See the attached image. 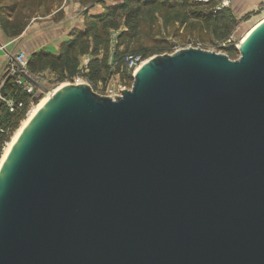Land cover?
I'll return each instance as SVG.
<instances>
[{
    "label": "water",
    "instance_id": "water-1",
    "mask_svg": "<svg viewBox=\"0 0 264 264\" xmlns=\"http://www.w3.org/2000/svg\"><path fill=\"white\" fill-rule=\"evenodd\" d=\"M239 57L148 58L114 99L50 89L0 168V264H264V20Z\"/></svg>",
    "mask_w": 264,
    "mask_h": 264
},
{
    "label": "trees",
    "instance_id": "trees-1",
    "mask_svg": "<svg viewBox=\"0 0 264 264\" xmlns=\"http://www.w3.org/2000/svg\"><path fill=\"white\" fill-rule=\"evenodd\" d=\"M9 0H0V3ZM63 0H11L0 6V26L4 33L15 38L21 35L33 16L46 17L54 12H61ZM105 4L104 0H89ZM218 0H125L122 4L106 5L98 14H91L84 27L75 30L71 38L60 44L57 53L44 50L34 51L29 55L27 70L31 74L49 70L59 81L77 76L84 72L87 80L96 83L105 82L113 73L131 78L132 70L128 68L126 58L140 56L145 59L155 54L170 53L175 42H170L162 34L168 27L173 28V36L178 37L180 25L188 22L189 26L200 23L207 27L222 29L218 35L227 39L236 24V17L228 7L215 9ZM145 8H155L158 17L149 14L144 17ZM182 16V17H181ZM248 15L243 17L246 18ZM160 20L162 23H160ZM123 26V29L120 27ZM120 29V30H119ZM110 30H119L112 41ZM88 55L89 59L81 67L79 57ZM16 89L9 78L4 82L2 91L11 93ZM29 95L18 92L17 98L25 102L21 111L9 112L0 102V126L10 132L17 129L25 117ZM4 138L0 134V156Z\"/></svg>",
    "mask_w": 264,
    "mask_h": 264
},
{
    "label": "rangeland",
    "instance_id": "rangeland-1",
    "mask_svg": "<svg viewBox=\"0 0 264 264\" xmlns=\"http://www.w3.org/2000/svg\"><path fill=\"white\" fill-rule=\"evenodd\" d=\"M104 1L108 6L113 4H122L125 0ZM10 2L11 0L6 1L5 3L2 2L0 3V6ZM105 4L94 3L93 5H90L89 0H63L61 4V12L57 14H54L53 12L46 17L33 16L28 22L26 28L31 26V24L32 26H35L32 27L31 30L33 28L41 26H44V29H48V27H50V30L54 31L52 32L51 39L52 37H54V39L46 44V49L44 51L57 53L60 50V44L69 40L73 31L82 29L85 22L88 20L87 18L89 17V15L101 13L104 10ZM222 7H228L236 17L237 21L227 39H221L218 37V35L222 32V29L207 27L200 23H196L194 26H189V21H186L185 23L180 25V22L176 21L174 25L175 27H179L178 35H176L178 37L172 35L173 28L171 27H168L167 29L168 35L167 31L162 30L163 36L170 42H175L176 44L173 48V51H171L170 53H173L182 48L192 47L206 51L222 53L227 55L231 60L237 59L239 57L237 47L240 40L251 29V27H253L264 17V0H218V5L215 9H221ZM147 10H149V14L158 17V13L155 8H145L143 15L146 19L148 18ZM245 15L248 16L243 19ZM160 23H162L161 20ZM35 24H37V26ZM120 29H123V26H121ZM119 30H110L112 41H114L115 36ZM27 47L28 46H25V49L23 50L26 53L29 49V47ZM157 55L161 54L152 55L143 59L142 61L144 62L148 58ZM88 59V55L79 57L81 67L85 62H87ZM29 74L45 87L49 88L51 91H54L62 85L85 83L90 86L93 92L101 95L104 94L105 89L109 86L115 87L116 89H120L121 87L125 90H129L133 83V77H122L119 73H113L105 82L98 81L96 83L87 80L84 76L83 71L80 72L77 76L65 79L63 81L57 80L56 76L49 70H44L35 74ZM45 97L46 94L36 88L32 106L44 100ZM26 116L27 115H25L24 118H26ZM24 118L21 121H23Z\"/></svg>",
    "mask_w": 264,
    "mask_h": 264
},
{
    "label": "built area",
    "instance_id": "built-area-1",
    "mask_svg": "<svg viewBox=\"0 0 264 264\" xmlns=\"http://www.w3.org/2000/svg\"><path fill=\"white\" fill-rule=\"evenodd\" d=\"M28 58L29 54L21 50L7 54V63L0 78V102L4 104L6 110L9 112L21 111L25 107V102L22 99L17 98L18 92H24L30 96L26 105L25 115H27L29 108L32 106L35 89L37 87L26 77V75L31 76L27 71ZM142 60L143 59H141L140 56H129L126 58L127 66L132 70V74L143 62ZM85 64L86 62L84 65ZM31 77L34 78L33 76ZM9 78L13 81L16 89L11 93H4L2 91L4 82ZM124 90L125 89L121 87L120 89H116L115 87L109 86L105 89L104 94L101 95L114 99L118 96H121ZM14 131L10 132L8 128L0 126V134L4 138H8L7 140L5 139L3 141L2 149L7 145Z\"/></svg>",
    "mask_w": 264,
    "mask_h": 264
},
{
    "label": "crops",
    "instance_id": "crops-1",
    "mask_svg": "<svg viewBox=\"0 0 264 264\" xmlns=\"http://www.w3.org/2000/svg\"><path fill=\"white\" fill-rule=\"evenodd\" d=\"M35 25L37 26V24ZM32 27L35 26L31 24L21 35L10 38L4 33L0 26V78L7 63V54L20 50L23 51L25 46L29 47L28 54L38 50H45L46 44L54 39V37L51 39L52 32L54 31L50 30V27L44 29V26H41L31 30Z\"/></svg>",
    "mask_w": 264,
    "mask_h": 264
},
{
    "label": "bare ground",
    "instance_id": "bare-ground-1",
    "mask_svg": "<svg viewBox=\"0 0 264 264\" xmlns=\"http://www.w3.org/2000/svg\"><path fill=\"white\" fill-rule=\"evenodd\" d=\"M263 20H264V17L260 21H258L254 26H256L258 23H260ZM253 27H251V29ZM248 32L242 37V39L248 34ZM64 86H66V85H62L61 87L55 89L54 91H51L50 90V93L49 94L52 95V94L56 93L58 90H60ZM45 94H46V97H45L44 100H42V101L38 102L37 104H35V105H33V106L30 107V109L27 112L26 118H24V120L21 121L20 125L14 131L13 136H11V139L8 141L7 145L4 147V149L2 151V154L0 156V168L2 167V165H3V163H4L5 159H6V157L8 156L10 150L12 149L13 145L15 144L16 140L18 139V137L20 136V134L22 133V131L24 130V128L27 126V124L30 122V120L35 116V114L40 110V108L47 102V100H48V94L47 93H45Z\"/></svg>",
    "mask_w": 264,
    "mask_h": 264
}]
</instances>
